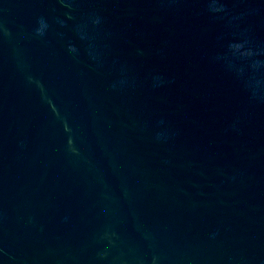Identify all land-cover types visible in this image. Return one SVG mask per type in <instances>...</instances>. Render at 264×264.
Instances as JSON below:
<instances>
[{
    "label": "water",
    "instance_id": "1",
    "mask_svg": "<svg viewBox=\"0 0 264 264\" xmlns=\"http://www.w3.org/2000/svg\"><path fill=\"white\" fill-rule=\"evenodd\" d=\"M0 264H264V0H0Z\"/></svg>",
    "mask_w": 264,
    "mask_h": 264
}]
</instances>
